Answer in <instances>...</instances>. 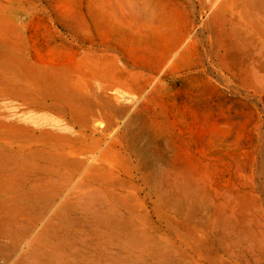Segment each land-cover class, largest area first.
Here are the masks:
<instances>
[{
  "label": "rangeland",
  "instance_id": "obj_1",
  "mask_svg": "<svg viewBox=\"0 0 264 264\" xmlns=\"http://www.w3.org/2000/svg\"><path fill=\"white\" fill-rule=\"evenodd\" d=\"M155 1L164 29L154 37L117 36L95 26L87 0H73L70 14L59 0H0L7 11L0 29L4 35L11 31L5 37L18 45L24 64L53 71L67 65L79 43V31L67 21L75 15L97 44L117 47L124 60L149 76L160 67L166 47L213 5ZM224 26V67L216 66L208 46L206 60L195 43L151 92L139 90L152 89L147 77L121 81L131 92L124 97L101 94L93 81L94 90L68 98L24 72L17 83H0V158L33 165L31 180L47 176L54 185L47 197L9 201L7 187L0 188V214L14 226L0 264L31 262L33 245L47 229L61 235L52 250L42 249L53 263L264 264L261 0H227ZM135 114L154 120L158 129L128 130L126 122ZM11 131L28 141L22 147L6 144ZM63 151L75 154L63 157ZM183 181L189 194L179 192ZM65 205L70 219L85 222V229L58 218ZM112 217L126 221L146 243L125 246L124 234L113 228L112 243L89 232ZM103 230L102 236L109 231ZM89 240L93 246H86Z\"/></svg>",
  "mask_w": 264,
  "mask_h": 264
},
{
  "label": "bare ground",
  "instance_id": "obj_2",
  "mask_svg": "<svg viewBox=\"0 0 264 264\" xmlns=\"http://www.w3.org/2000/svg\"><path fill=\"white\" fill-rule=\"evenodd\" d=\"M66 14H70V7L73 0H59ZM89 9L92 12V23L95 26L107 27L110 32L117 36L130 37H154L161 33L164 29L163 20L160 16V6L155 0H87ZM213 5L210 6V13L203 14L200 22L193 20L189 30L172 46L166 47L163 55V61L158 70L151 72L147 76L139 68L130 64L128 60H124L123 53L117 47L108 43L97 44L93 35L89 31L88 25L82 19L75 15L67 18L68 23L74 30L79 31L77 35L79 43L76 50L67 57V65L61 69L49 71L47 69L34 65L24 64L22 55L18 45L13 44L5 36L0 29V55L3 59L0 62V83L7 80L10 83H17L21 73L27 74L32 79L41 82L48 90L56 94L72 97L83 91L89 92L95 89L93 81H97L99 86L97 90L101 94L112 93L114 96L124 97L131 92L120 87L123 80L138 81L143 77H147L153 82L152 89L146 91L143 86L139 90L151 92L155 88V84L163 80L167 71L177 66L182 53L193 44L199 43L202 48L204 58L208 60L209 53L207 46L210 48L216 66L220 68L225 66L228 53H225L228 45L225 38V11L227 0H211ZM264 6V0H261ZM177 3L182 4L181 1ZM244 9H248L247 5H243ZM251 8V6H250ZM253 9V8H252ZM252 11V10H251ZM6 10L0 4V20L6 16ZM257 26L260 28V20H256ZM263 29V28H262ZM12 35V33H11ZM148 81H143V84ZM134 126H143L144 128H152L157 130L158 127L154 120L147 119L141 114H135L126 122V128L131 130ZM11 139L6 143L8 145H18L22 147L28 141L26 137L17 136V132L9 133ZM19 138H17V137ZM73 156V151L65 153L61 156ZM63 163L67 164L68 159L63 158ZM11 162V163H10ZM35 167L30 164L22 163L18 160H8L0 158V188L7 187L5 192V200L9 201L13 198L24 200L29 199L32 195L39 197H47L51 195L54 185L49 177H39L37 179L29 178V172ZM28 184V188L24 193H18V190ZM179 192L182 195L189 194L191 189L187 181H183L178 185ZM169 194L167 193L166 196ZM0 206V212H2ZM71 210L68 205L62 206L58 212V218L67 219L71 224L79 230L86 228L87 224L83 221H72ZM14 227L10 218L5 214H0V256L6 251L5 240L12 238ZM124 234L120 239L125 246H131L134 243H146L142 235L131 230L126 221L111 218L108 222H101L99 227L91 228L90 233L97 237H102L103 242L112 243L117 241L115 232ZM103 229H109L106 235ZM56 232L51 229L44 230L34 243L31 262L18 261L16 264H61L54 262L49 258L47 253H43L42 249L47 248L49 251L54 248V240L60 238ZM95 242L89 240L86 246H93ZM74 263L71 259L68 261Z\"/></svg>",
  "mask_w": 264,
  "mask_h": 264
}]
</instances>
